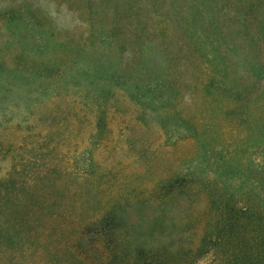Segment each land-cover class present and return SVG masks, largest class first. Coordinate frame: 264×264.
<instances>
[{"label": "rangeland", "instance_id": "374dc122", "mask_svg": "<svg viewBox=\"0 0 264 264\" xmlns=\"http://www.w3.org/2000/svg\"><path fill=\"white\" fill-rule=\"evenodd\" d=\"M192 1L115 0V4L125 9L131 3L133 12L141 13L142 22L155 28L159 22L151 18L157 12L171 11L173 2L174 10L184 11ZM95 2L0 0V64L6 72L18 68L26 75L39 61L53 63L59 59L68 64L75 50L83 49L86 52L79 59L80 67L90 66L93 76H102L98 89L106 93L96 94L99 91L83 83V89L98 96H89L84 102L47 101L31 108L32 115L25 105L14 109V115L10 105H4L0 112V194L8 198L5 207L13 203L12 187L33 183L37 190L45 188L46 195L30 193L21 184L14 196L33 207L34 219L43 199L55 204L60 216L110 217L122 240L120 247L127 251L163 247L171 252L193 250L202 231L216 234L223 217L236 213L240 221L223 230L225 241L237 238L236 230L241 227L244 264H250L246 260L253 250L258 258L264 257V152L249 149L241 155V132L245 128L241 126V102L232 101L221 89L204 91L206 82L220 80L211 69L201 78L184 70L172 74L181 100L178 108L184 117L194 113L196 117L189 120L197 133L208 129L213 135L207 139L212 157L199 163V135L178 140L171 123L165 129L157 116L132 102L123 86L111 81L110 77L120 76L127 82L133 75L135 46L128 37L125 17L122 36L110 42V48L104 47L100 30L109 26L112 16L101 14L95 19ZM214 14L225 38L218 40L237 42L241 0H215ZM172 19L176 20L174 16ZM45 39L51 47L39 54ZM61 44L66 45L65 50ZM140 80L144 84L143 77ZM232 81L228 75V88L234 87ZM259 88L263 89L264 83ZM142 91H146L144 86ZM234 107H239L237 115L230 114ZM91 137L93 144L88 140ZM220 152L225 167L219 164ZM12 166H16L17 176L9 180ZM244 208L248 209L241 215ZM20 234L17 232L16 237ZM19 251L14 236L13 241H2V252ZM197 264L223 263L220 256L210 252ZM256 264H264V260Z\"/></svg>", "mask_w": 264, "mask_h": 264}, {"label": "trees", "instance_id": "16d2710c", "mask_svg": "<svg viewBox=\"0 0 264 264\" xmlns=\"http://www.w3.org/2000/svg\"><path fill=\"white\" fill-rule=\"evenodd\" d=\"M128 4L126 10L119 8L115 0H96L94 4L95 19L101 14L112 16L109 26L100 30L102 39L99 40L104 47L110 48L109 43L122 36L125 17L128 20V37L135 46L133 75L127 82L121 81L120 76L110 77L111 81L115 80L116 85L123 86L132 102L145 107L152 117L157 116L165 129L171 123L178 140L199 135L201 157L198 161L203 164L205 159L212 157V152H208L207 139L213 135L208 129L197 133L189 120L196 117L194 113L188 118L184 117L183 111L178 108L181 100L177 98L179 91L172 74L184 70L191 72L192 76L198 73L201 78L211 69L219 75L220 80L206 82L204 91L221 89V93L228 95L232 101L239 99L241 102V118H244L241 126L245 127L241 132V155L249 149L264 152V88H259V84L264 83V0H241V29L237 30V42L233 44L218 40L224 41L225 38L217 25V16L213 15L215 0H193L190 8L184 11L179 8L174 10L173 2L171 11L160 10L156 13L158 15L151 18L159 22V27L155 28L147 27L142 22L141 13L133 12L131 3ZM173 16L176 20L172 19ZM218 31L221 32L219 36ZM43 41L39 54L51 47L49 40ZM223 45L226 46L224 51L221 49ZM60 48L65 50L66 45L61 44ZM84 52L83 49H76L73 53L76 55L68 64L59 59L53 63L39 61L33 64V72L26 75L21 74L18 68L6 72L0 64V112L8 104L10 113L14 115V109L25 105L32 115L31 108L47 101L84 102L94 95L92 91H99L96 94L101 96L106 94L105 91L101 94L98 89L97 82L103 77L93 76L90 66L80 67L79 59ZM104 55L105 52H102L101 56ZM228 75L233 78V88H228ZM240 76L241 86L237 84ZM142 77L144 84H141ZM88 79L91 82H86ZM83 83L93 87L92 91L84 88L85 92ZM143 86L146 91H142ZM237 87L241 88V92L237 91ZM156 92L159 93L157 98H149L150 94ZM238 110L239 107H234L230 114L237 115ZM92 138L88 140L93 144ZM85 153L89 154L88 151ZM218 154L219 164L225 167L222 153ZM15 169L16 166H12L9 180L16 178ZM21 184L30 193L40 191V196L46 195L45 188L37 190L33 183H17L10 193L13 203L5 207L8 198L0 194V264H197L202 256L210 252L214 253V257L220 256L223 264H244L241 257V227L236 230L237 238H227L225 241L226 235H222L230 224L239 223L241 216L236 213L223 217L216 234L202 231L193 250L171 252L163 247L127 251L120 247L122 240L116 234L110 217L75 219L60 216L56 212L57 206L43 199L39 216L34 219L36 213L33 207L14 196L21 190ZM24 187L22 190H25ZM247 209L240 210L241 215ZM17 232L21 233L18 238ZM13 236L14 246L20 244L19 254L2 252V241H13ZM236 239L239 241L236 242ZM258 256L253 250L250 260L246 261L256 264L258 260H264V257ZM4 257L7 260L2 259Z\"/></svg>", "mask_w": 264, "mask_h": 264}]
</instances>
